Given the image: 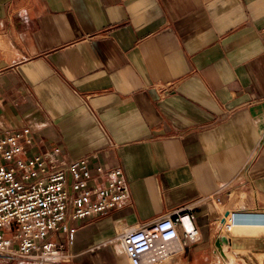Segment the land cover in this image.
<instances>
[{
  "label": "crops",
  "instance_id": "crops-1",
  "mask_svg": "<svg viewBox=\"0 0 264 264\" xmlns=\"http://www.w3.org/2000/svg\"><path fill=\"white\" fill-rule=\"evenodd\" d=\"M24 125L30 151L123 170L128 204L74 222V261L195 199L182 264L231 212L256 227L230 236L242 264L264 257V0H0V137Z\"/></svg>",
  "mask_w": 264,
  "mask_h": 264
},
{
  "label": "built area",
  "instance_id": "built-area-1",
  "mask_svg": "<svg viewBox=\"0 0 264 264\" xmlns=\"http://www.w3.org/2000/svg\"><path fill=\"white\" fill-rule=\"evenodd\" d=\"M32 146L26 125L0 137V264H90L74 261V222L128 204L123 170L98 163L90 167L86 155L62 160L57 143L30 151ZM197 201L127 227L107 241H120L129 264H178L180 241L200 240L193 213ZM228 214L217 219L214 240L243 223L234 212Z\"/></svg>",
  "mask_w": 264,
  "mask_h": 264
},
{
  "label": "rangeland",
  "instance_id": "rangeland-1",
  "mask_svg": "<svg viewBox=\"0 0 264 264\" xmlns=\"http://www.w3.org/2000/svg\"><path fill=\"white\" fill-rule=\"evenodd\" d=\"M229 212H231V211H229ZM90 218L91 217H85L81 221H82V223H86ZM79 222H80V220H79ZM79 222H77L76 224L77 225H80L81 222L80 223ZM233 226L234 227H232L231 230H230L231 231L230 232V235H226V237H227L228 241L230 242V244H229L230 247H232V248H234V250H236V251H234L235 252L234 253L235 254V258L237 260L236 263H239L241 261H243V262L246 263V261L251 260V258L250 257L247 258L245 256V254H247V253L252 254V251H254V248H245V249H242V250L237 249L236 247L232 246L230 236L233 235V234H237L238 231L242 232V229L250 230V229H255L256 227H252V226H239V225H233ZM83 228H84V226L79 227L78 228V231L81 232ZM102 233H103L102 236H100L101 233H99V232L97 233V235L99 234L98 235L99 237H104L105 234H104V231L103 230H102ZM94 238H96V237H94ZM98 239H101V238H98ZM97 244H101V245L99 247H97V248H94L92 254L102 255L104 252L106 253V257L104 259H102V258L99 259L100 261L97 264H112V263H114V264H129L128 261H127V259H126V257H125V255H124V253H123V251H122V247H121L120 241L118 239H113L112 242H109V241H106L105 240L104 243L99 242ZM238 250L243 253V258H240V257L237 256V255H239V254H237L239 252ZM107 251H109V252H107ZM229 252L232 253L231 249H229ZM89 254L88 255L83 254L79 258V260H86V261H89V262H91V261L98 262L97 260L92 259L89 256ZM116 255H118V257L120 258V261L118 263L115 262ZM255 257L257 258V263L264 264V257L263 258H261V257L258 258V255L255 256ZM110 259H111L112 263H111ZM175 259L178 260V264H182V262H181V260L179 258L175 257ZM162 264H166V263H162ZM195 264H216L215 260L212 259V251H208V253L205 255V257L202 258V259H200V260H198L197 262H195Z\"/></svg>",
  "mask_w": 264,
  "mask_h": 264
},
{
  "label": "bare ground",
  "instance_id": "bare-ground-1",
  "mask_svg": "<svg viewBox=\"0 0 264 264\" xmlns=\"http://www.w3.org/2000/svg\"><path fill=\"white\" fill-rule=\"evenodd\" d=\"M223 243L221 244V249L223 247ZM213 258L215 262H219L218 264H232L231 262L237 261L235 258L234 252L227 251L226 254L222 253L219 249H213ZM240 263V262H239Z\"/></svg>",
  "mask_w": 264,
  "mask_h": 264
},
{
  "label": "water",
  "instance_id": "water-1",
  "mask_svg": "<svg viewBox=\"0 0 264 264\" xmlns=\"http://www.w3.org/2000/svg\"><path fill=\"white\" fill-rule=\"evenodd\" d=\"M226 214H227V213H225V215H226ZM222 241H223V237H222V236H219V237H217V238L215 239V242H214L215 246H216L217 249H219L220 251H222V249H221Z\"/></svg>",
  "mask_w": 264,
  "mask_h": 264
}]
</instances>
